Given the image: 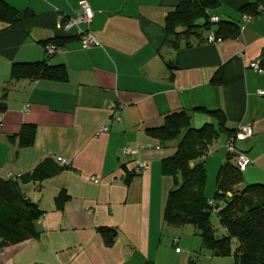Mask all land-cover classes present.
<instances>
[{
  "label": "crops",
  "instance_id": "1",
  "mask_svg": "<svg viewBox=\"0 0 264 264\" xmlns=\"http://www.w3.org/2000/svg\"><path fill=\"white\" fill-rule=\"evenodd\" d=\"M7 1L33 16L11 27L0 22V101L6 93L7 103L0 112V179L38 167L36 181L18 180L44 215L37 237L0 245V264H234L205 248L195 226L164 221L173 179L161 163L179 140L161 146L148 129L181 110L189 112L192 127L217 125L196 108L221 109L228 131L253 127L252 137L236 142L250 159L239 186L264 184V96L258 94L264 73L250 65L258 60L264 66V7L257 16L240 11L259 0H221L210 9L240 27L237 37L216 42H208V32L168 37L166 17L182 0ZM83 1L94 17L80 27L100 42L86 49L75 37L78 28H61L64 19L78 16ZM57 36L72 39L64 46L51 42L57 48L49 55L45 42ZM46 59L66 66L67 81L11 78L14 62ZM24 124L36 125L29 147L18 136ZM226 134L216 140L224 149L213 161L219 169L229 154ZM125 147L139 152L128 155ZM58 156L70 167L60 169ZM137 160L149 169L134 173ZM62 191L68 198L60 208ZM101 227L117 231L111 245Z\"/></svg>",
  "mask_w": 264,
  "mask_h": 264
},
{
  "label": "trees",
  "instance_id": "2",
  "mask_svg": "<svg viewBox=\"0 0 264 264\" xmlns=\"http://www.w3.org/2000/svg\"><path fill=\"white\" fill-rule=\"evenodd\" d=\"M248 3L240 8L244 14L257 16L263 11L264 0ZM221 5V0H182L166 17L168 37L189 36L207 31H214L218 39L237 37L239 25L234 21H210L209 10ZM33 16L31 10H21L7 0H0V22L8 27L14 26ZM204 19L199 24L198 20ZM75 37L79 38L78 34ZM72 37L57 36L47 40L57 46H64ZM176 40V39H175ZM191 44V41H186ZM173 41V45H175ZM186 44V45H187ZM176 46V45H175ZM14 80H56L67 81L68 70L61 64H51L48 60L14 62L11 68ZM6 93L0 101V112L7 109ZM217 120V125L207 123L200 128L192 127L191 116L187 110H181L166 116L164 123L148 132L159 140L161 146L179 140L175 152L162 160V173L172 177L173 186L169 190L163 212L164 221L176 227L193 225L198 229L204 247L211 251L233 258L234 264H264V184L238 185L243 180L232 155L228 154L221 165L217 177L215 196L205 194L207 169L205 159L211 145L223 133L227 138L235 131H228L226 115L221 109L197 107ZM35 124H24L20 133V145L29 147L34 144ZM60 165V164H59ZM61 168H69L60 165ZM40 170L37 167L32 174L22 175L23 182L37 180ZM130 177L127 178L130 181ZM231 191L232 196L227 193ZM68 195L62 191L57 197V205L62 208ZM215 200L213 207L209 200ZM219 208L215 215L213 209ZM44 215L39 204L27 198L21 191L19 180L0 179V245L19 243L37 237L36 222ZM216 216L222 234H218L212 223ZM107 244L111 245L117 231L110 227H101Z\"/></svg>",
  "mask_w": 264,
  "mask_h": 264
},
{
  "label": "built area",
  "instance_id": "3",
  "mask_svg": "<svg viewBox=\"0 0 264 264\" xmlns=\"http://www.w3.org/2000/svg\"><path fill=\"white\" fill-rule=\"evenodd\" d=\"M93 17H94V12H93L91 5L87 1H83V2H81V12L78 14V16L69 17V18H66V20L64 19V22H62V24H61V28L65 31H69L74 27L78 28L77 34L80 36L79 38L81 41V45H82V48H84V49L90 48L92 46H99L100 42L97 40V38L91 32L83 30L80 27L81 24H89L93 20ZM245 17L247 19L252 18L251 16H248V15ZM210 21L216 23V22L220 21V18L218 15L213 14L210 16ZM218 40H220V39H218L216 37L215 32L213 30L210 31V33L208 35V42H216ZM56 48L57 47L55 45L48 44L46 46V49H47V52L49 53V55L54 54L56 52ZM250 65L252 68H254L260 74L264 73V66H262L260 61H258V60L253 61L250 63ZM258 94L264 96V88H260L258 90ZM112 108L114 109V111L118 110V107L115 104H113ZM118 119H119V117H118ZM107 129H108L107 126H104L102 128V130H107ZM252 135H253L252 125L241 124L238 127V129H236L227 138V140L225 142V147H226L228 153L233 156L237 166L239 167L240 171H242V172H244L247 169L248 165L250 164V159L245 152L238 149L236 142L247 140L250 137H252ZM138 152H139V148H136V149H133L130 147L124 148V153H126L128 155L136 154ZM57 162L61 166L70 167V161L61 157V156L57 157ZM148 169H149V163L147 161L137 160V161H135L132 170L134 173H141V172L148 170ZM21 177H22V174H15L14 172H9L7 174V178L11 179V180H18ZM94 180H96L95 177H94ZM227 196L231 197L232 192L229 191L227 193ZM209 204H211L214 207L216 204V201L214 199L209 200ZM213 211L216 215L217 212L219 211V208H214Z\"/></svg>",
  "mask_w": 264,
  "mask_h": 264
},
{
  "label": "rangeland",
  "instance_id": "4",
  "mask_svg": "<svg viewBox=\"0 0 264 264\" xmlns=\"http://www.w3.org/2000/svg\"><path fill=\"white\" fill-rule=\"evenodd\" d=\"M214 12V11H213ZM212 12V13H213ZM199 24L204 23V19H200L198 21ZM203 32L206 33L208 32V34L210 33V31H207L205 29H203ZM177 141V140H176ZM222 139H219L218 141H214L211 149H210V153L207 155L206 159H205V166L207 169V183H206V189H205V194L207 197H214L216 190H217V185H216V177L218 174V170H219V165L215 166V164L213 163V161L216 160V158H219V161L222 157V154L224 152V149H218L219 145L222 143ZM225 158H222V160L224 161ZM214 164V165H213ZM172 178V177H170ZM246 186V185H244ZM239 188H242L241 186L238 185ZM212 223L214 225V227L216 228V231L218 232V234H222V228L220 227L218 220L216 218V216L212 217ZM194 227L193 225H189L188 227L186 226L185 228H191Z\"/></svg>",
  "mask_w": 264,
  "mask_h": 264
}]
</instances>
